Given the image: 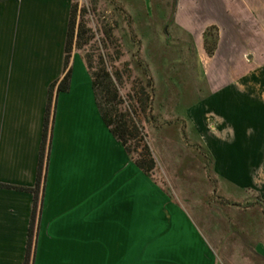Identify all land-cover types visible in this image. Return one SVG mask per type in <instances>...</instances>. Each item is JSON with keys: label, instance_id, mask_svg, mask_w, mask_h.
Wrapping results in <instances>:
<instances>
[{"label": "crops", "instance_id": "crops-1", "mask_svg": "<svg viewBox=\"0 0 264 264\" xmlns=\"http://www.w3.org/2000/svg\"><path fill=\"white\" fill-rule=\"evenodd\" d=\"M72 3L0 0V264L25 263L35 195L1 184L36 185L49 89L65 74ZM208 10L227 11L230 33ZM173 25L175 35L195 42L202 62L230 64L222 76L229 81L192 100L186 119L227 185L262 193L250 205L258 209L264 206V0H179ZM211 25L219 27L213 55L204 37ZM241 38L250 49L243 74L235 64L243 56ZM69 66L70 88L56 99L34 264H264L263 208L261 226L250 216L246 232L222 231L217 215L202 229L107 127L80 51ZM212 116L218 124H208Z\"/></svg>", "mask_w": 264, "mask_h": 264}, {"label": "rangeland", "instance_id": "rangeland-1", "mask_svg": "<svg viewBox=\"0 0 264 264\" xmlns=\"http://www.w3.org/2000/svg\"><path fill=\"white\" fill-rule=\"evenodd\" d=\"M75 3L73 52L89 55L94 68L103 56L109 70L118 71L120 80L116 82L123 96L120 106L133 111L136 104L135 119L145 134L134 154L142 153L144 144L151 146L158 162L153 177L166 194L184 207L202 229L203 221L207 224L205 221L210 220L207 218L216 215L222 231L246 232L250 216L261 226L264 206L259 207L263 208L260 212L250 205L254 199H262V193L234 190L227 185L213 170L205 139L202 147L186 119L185 111L192 100L204 99L229 81L222 76L230 64L207 57L202 62L195 42L184 33L174 34L171 21L174 0H75ZM208 11L216 17L218 25L232 30L226 10ZM244 24L246 28L247 21ZM81 25L85 34L78 49ZM239 43L243 56L235 64L243 74L247 71L246 55L250 49L246 40L241 38ZM227 44L229 40L224 43L223 52L228 49ZM205 70L209 71L208 76ZM149 81L154 86V98L151 111H145L140 101ZM208 124H218L215 116Z\"/></svg>", "mask_w": 264, "mask_h": 264}, {"label": "trees", "instance_id": "trees-1", "mask_svg": "<svg viewBox=\"0 0 264 264\" xmlns=\"http://www.w3.org/2000/svg\"><path fill=\"white\" fill-rule=\"evenodd\" d=\"M76 17L77 4L75 3V0H73L65 47V74L62 79L53 82L49 89L36 185L34 187H19L1 184L5 187L28 190L33 192L35 195L24 264H34L35 262L39 219L42 207V192L45 188L46 173L50 158L56 99L58 93L61 91H68L70 88L71 68L69 64L75 43ZM84 34L85 28L84 25H81L79 39L77 40L78 49H80L83 45L82 38L84 37ZM204 37L205 49L209 55H213L219 41L217 26H209L205 31ZM84 59L92 78L97 105L105 124L110 129L112 134L123 144L131 160L147 176L152 178L155 183L161 185L153 177L154 171L158 169V162L151 146L149 144H144L142 153L137 155L134 154V151H137L136 145H139L141 140H144L145 134L143 128L140 127L135 119V116L138 114L136 104H133V111L121 108L120 106L123 102V96H121L120 87L116 82V80H120L118 71L115 70L114 72H111L103 56L101 57L100 64H98L96 68H94L89 55L84 56ZM142 94L144 95L142 96L140 105H142L143 110L151 111L154 98V86L152 81H149L148 85L144 87Z\"/></svg>", "mask_w": 264, "mask_h": 264}, {"label": "water", "instance_id": "water-1", "mask_svg": "<svg viewBox=\"0 0 264 264\" xmlns=\"http://www.w3.org/2000/svg\"><path fill=\"white\" fill-rule=\"evenodd\" d=\"M178 3H179V0H174V11H173V15L171 17V21H173L175 19V15L177 13Z\"/></svg>", "mask_w": 264, "mask_h": 264}]
</instances>
